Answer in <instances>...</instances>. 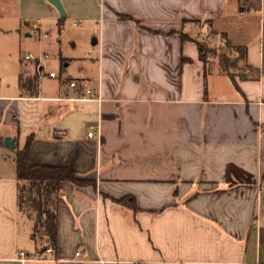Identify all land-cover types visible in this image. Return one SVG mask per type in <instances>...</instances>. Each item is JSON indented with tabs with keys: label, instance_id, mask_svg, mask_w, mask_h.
<instances>
[{
	"label": "crops",
	"instance_id": "1",
	"mask_svg": "<svg viewBox=\"0 0 264 264\" xmlns=\"http://www.w3.org/2000/svg\"><path fill=\"white\" fill-rule=\"evenodd\" d=\"M61 1L66 16L50 0H0V17L17 19L0 29L26 62L0 79V145L11 136L22 147L33 133V162L95 184L62 181L58 245L39 258L47 240L31 254L16 163L10 170L1 155L0 264H264V0ZM64 18L83 23L92 47L65 55L58 38L64 63L52 77L44 61L25 58L26 38H51ZM35 22L42 29L32 32ZM210 25L247 47L232 74L218 59L207 72L200 57L196 39ZM21 74L38 76V93ZM86 86L99 98H84Z\"/></svg>",
	"mask_w": 264,
	"mask_h": 264
},
{
	"label": "trees",
	"instance_id": "2",
	"mask_svg": "<svg viewBox=\"0 0 264 264\" xmlns=\"http://www.w3.org/2000/svg\"><path fill=\"white\" fill-rule=\"evenodd\" d=\"M119 16L131 17L126 14H119ZM205 33L206 37L201 36L196 39V42L207 72L209 61L218 59L221 71L232 74V70L238 67V62L246 57L247 47L230 44L228 37L217 33L211 25ZM219 36L220 42H218ZM184 37L193 38L190 34H184ZM20 79L21 83L30 89L32 95L38 93L37 75L24 78L21 74ZM33 139L34 134H29L24 145L16 150L17 205L19 211L27 214L33 222L34 232L46 238V244L39 250V254H44L47 243L53 245L55 249L58 245V197L61 193L62 181L69 180L75 185H88L95 184V180L79 177L69 166L33 162L30 152ZM120 201L138 210L135 198L125 197Z\"/></svg>",
	"mask_w": 264,
	"mask_h": 264
},
{
	"label": "rangeland",
	"instance_id": "3",
	"mask_svg": "<svg viewBox=\"0 0 264 264\" xmlns=\"http://www.w3.org/2000/svg\"><path fill=\"white\" fill-rule=\"evenodd\" d=\"M17 19L13 17H0V27H3L2 25H16ZM82 27L83 23L79 25H73L72 21L64 18V22L61 25V27H55L53 29V26H51V32L52 37L44 40H40L37 36L28 37L27 40L30 41V46H25V49L27 51L31 52H37V53H44L47 52L49 56L45 58L44 64L45 69L47 71L55 70L57 72L61 71V68L63 67V63L61 56L59 52L57 51V48L55 47V42L58 38L62 41V48L63 51H65V55H78V56H84L85 52L88 51L92 45L85 42V40H82ZM10 36L7 35L5 31L0 29V79L1 82L4 83L5 77L7 78H14V75L17 74L18 70H20V67L22 64H26V62H23V60L20 58V51L17 52V43L12 41H8L10 39ZM22 36L24 37V32L22 33ZM75 43V44H73ZM15 52H17V61L13 58L15 55ZM79 62H74L72 65L68 68L67 71H69L71 74L75 75L79 71ZM21 145V141L19 142ZM19 144H17L15 147H11L8 145H0L3 148L0 150V156H5L6 164L8 167L15 169V157H16V150L18 147H21ZM24 216V221H27V223L30 226H33V222L29 219L27 214L22 213ZM35 238L30 239V245L28 246L29 251L31 254L35 252V250L40 247L41 245V234L38 232H34ZM32 254V255H33Z\"/></svg>",
	"mask_w": 264,
	"mask_h": 264
},
{
	"label": "built area",
	"instance_id": "4",
	"mask_svg": "<svg viewBox=\"0 0 264 264\" xmlns=\"http://www.w3.org/2000/svg\"><path fill=\"white\" fill-rule=\"evenodd\" d=\"M81 22H82V20H76L74 23L75 24H79ZM41 29H42V26H41V24L39 22H35L32 25V27H31L32 32H37V31H39ZM50 35H51L50 32H46V31H44V32L42 31L41 32V37H48ZM45 57H48V54L47 53H34V52H29V53L25 54V58L26 59L36 60L37 61V67H40L41 66V61ZM48 74H49V76H52V77L53 76L54 77L57 76V72L56 71H50ZM41 76H45V74L44 75H41ZM69 85L73 89V94H76V93L79 92L80 87H79V83H78V80L77 79H75V78L74 79H71L69 81ZM84 92H85L84 95H83L84 98H96V97L99 98V92H98V90L96 88L92 87V86H88V87L86 86L84 88ZM95 133H96V130H91V131L88 132V135L90 137H92V136L95 135ZM54 252H55L54 246L47 243V247H46V252L45 253H54ZM82 252H83V249L78 250L77 251V255H81ZM39 258H45V257H43V256H41V254H39ZM18 259L20 260V262L24 263L27 260H29L28 254L25 251H21L19 253Z\"/></svg>",
	"mask_w": 264,
	"mask_h": 264
},
{
	"label": "water",
	"instance_id": "5",
	"mask_svg": "<svg viewBox=\"0 0 264 264\" xmlns=\"http://www.w3.org/2000/svg\"><path fill=\"white\" fill-rule=\"evenodd\" d=\"M52 3H54L57 8L59 9L60 13L62 16H66V11H65V8L63 6V3L61 0H50ZM92 42L95 44L97 43V38L94 37ZM4 143L8 146H11V147H15L16 146V138L15 137H11V136H6L4 138Z\"/></svg>",
	"mask_w": 264,
	"mask_h": 264
}]
</instances>
